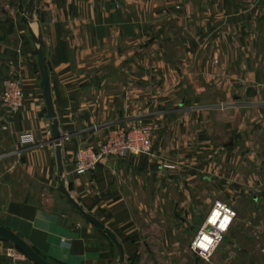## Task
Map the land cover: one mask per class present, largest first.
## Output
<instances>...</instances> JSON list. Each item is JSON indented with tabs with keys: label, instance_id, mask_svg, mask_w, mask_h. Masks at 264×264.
I'll use <instances>...</instances> for the list:
<instances>
[{
	"label": "crops",
	"instance_id": "obj_1",
	"mask_svg": "<svg viewBox=\"0 0 264 264\" xmlns=\"http://www.w3.org/2000/svg\"><path fill=\"white\" fill-rule=\"evenodd\" d=\"M16 6L25 9L27 0ZM19 17L23 22L18 8H9L4 23L0 15V82L18 77L22 97L0 129V225L55 264H114L113 243L70 211L57 188L35 44ZM29 27L41 36L57 128L66 135L64 182L112 231L126 264H151V244L183 261L179 245L203 222L212 193L239 198L209 264L264 258V234L257 232L264 227V159L250 139L264 123V0H35ZM213 100L232 102L218 109ZM138 120L157 124L151 154L106 156L91 170H72L77 144ZM230 129L243 138L238 156L249 172L241 167L230 185L219 187L227 147L237 148L226 139ZM24 130L30 143L17 139ZM212 152L222 161H212ZM226 179L221 174L219 183ZM9 243L0 238V264H34L7 256Z\"/></svg>",
	"mask_w": 264,
	"mask_h": 264
},
{
	"label": "built area",
	"instance_id": "obj_2",
	"mask_svg": "<svg viewBox=\"0 0 264 264\" xmlns=\"http://www.w3.org/2000/svg\"><path fill=\"white\" fill-rule=\"evenodd\" d=\"M21 103L22 97L19 78L14 75L4 77L1 80L0 86V108L4 113V121L0 126L1 130L7 129L10 117L19 109ZM156 129L157 124L155 123L147 124L138 121L128 127H113L109 129L101 139L79 143L72 151V170L74 172L91 170L106 156L119 158L128 153L151 154L152 137ZM16 136L21 143H30L32 141V135L27 130L18 132ZM235 216L236 209L232 205L221 199H215L207 211L203 222L191 238L189 248L193 250V241L197 240L201 233L211 235L219 232L218 225L223 222L225 217L229 218V224L226 228L227 231ZM226 231L220 232L221 238L215 245V248L222 240ZM200 251L199 248L195 250L198 255H200ZM4 253L13 260L24 259L26 257V255L12 243L5 246Z\"/></svg>",
	"mask_w": 264,
	"mask_h": 264
},
{
	"label": "water",
	"instance_id": "obj_3",
	"mask_svg": "<svg viewBox=\"0 0 264 264\" xmlns=\"http://www.w3.org/2000/svg\"><path fill=\"white\" fill-rule=\"evenodd\" d=\"M35 0H27L26 6V16L23 17V22L27 27L28 34L32 42L35 44V57H36V65L39 72V86L41 87L42 97L45 106L46 117L50 121V141L54 144V159H55V167H56V182L57 188L64 194L67 201L76 209V211L87 221L97 227L103 234H105L108 239L113 243L116 252H117V262L119 264H125V256H123L122 246L119 241L116 239L115 235L112 231L106 227L99 219H97L94 215L87 212L82 208V206L71 196L69 190L72 187L71 181L64 182L62 171V152L60 139L66 137L65 134H60L57 128V120L55 117V113L53 111L51 98L49 95V85H48V70L45 64V57L42 50V40L39 34H34L30 27L29 22L32 18L33 12V3ZM0 238H3L14 246H16L19 250H21L34 264H55L43 256H41L35 249H33L26 241H24L21 237L11 231L9 228L0 225Z\"/></svg>",
	"mask_w": 264,
	"mask_h": 264
},
{
	"label": "rangeland",
	"instance_id": "obj_4",
	"mask_svg": "<svg viewBox=\"0 0 264 264\" xmlns=\"http://www.w3.org/2000/svg\"><path fill=\"white\" fill-rule=\"evenodd\" d=\"M19 0H0V15L2 16V23L5 22L4 20V17H5V14H7V11L9 10V8L11 9H17L19 11H22L23 13V16H26V8L24 9L23 7V10L21 9V7H17L16 6V3L18 2ZM18 22L20 24H23L24 22H22V20H20V17L18 19ZM23 26V25H22ZM23 28V27H22ZM6 77V76H5ZM4 78V76H3ZM2 78V79H3ZM1 79V80H2ZM0 86H1V82H0ZM238 94H239V91H238ZM214 103L212 104H216L217 103V107L218 109H222L223 107L222 106H225L227 103H230L232 102L231 100H227L226 102L225 101H222L221 103L218 102V101H214ZM194 103H198V102H194ZM223 115L222 116H225V112L223 111L222 113ZM261 119L264 121V118L261 117ZM140 121V120H138ZM142 123H146L144 121H141ZM147 124H154L153 122L151 123H147ZM156 124V123H155ZM263 124V126H259V128L256 130L255 133H253V138H250L253 142H255V151L258 150L260 152H262V157L264 159V123H261ZM229 129V127H228ZM195 135V134H194ZM197 135H200V133H198ZM193 137V135H192ZM195 138V137H194ZM248 138V137H247ZM248 138V139H249ZM212 139H214L212 137ZM226 139H232L234 141L237 142V148L236 146H228L227 147V162H225V164L223 163L221 169H219V171L217 172V182H218V185L219 187H226V185H230L231 182H233L236 178V175H238V173H240V170H241V167H243V173H246V172H249V168L247 169V166L245 168V165L244 164H241L240 162V158L238 156V146H240V141L243 139L240 135V133H236L234 130L230 129V132L227 133V137ZM249 139V140H250ZM192 149V148H191ZM225 150V149H224ZM194 151L196 152H199V151H202V148L201 146H198V147H195L194 148ZM211 151H213V148H211ZM237 151V152H236ZM211 160L212 161H222L220 159V157L217 155V152L216 154L214 155V153L212 152V156H211ZM234 161V162H233ZM214 167V166H213ZM224 167V171L222 170V168ZM244 169H247V170H244ZM262 171H259V177H260V180L262 182V184H264V170L263 169H260ZM221 174H225L227 175L228 179H226L225 181V184H220V180L222 178H220L219 180V176H221ZM213 183V182H212ZM213 186V184H212ZM214 187V186H213ZM57 196V195H62L60 192H54L53 193V196ZM62 197H64L62 195ZM212 202L214 201V199H222L226 202H228L230 205H232L234 208H235V205H236V200L239 198V197H234V196H226L225 194L223 193H219L218 195H215L212 193ZM69 206V209L70 211H73V212H77L76 209H74V207L71 205V204H68ZM258 233H263L264 234V227L262 225V227H259V229L257 230ZM185 236L188 237V235L184 234ZM193 237V236H192ZM191 237V238H192ZM182 236H180V240H181ZM183 239V238H182ZM185 239V238H184ZM188 239V244H180L179 247H180V251L182 253V255H184L185 259L183 261H178L176 259H172L171 257V254H168V253H165V245L162 246V245H158V244H151L150 247H147V251L150 253L149 255H151V257L149 258V263L151 264H204L203 262H206V263H210V259H211V256L213 254V252L211 253V255L209 256V258L207 260H205L203 257H201L200 255H198L195 251L191 250L189 248V243H190V240H189V237L187 238ZM224 238H222L223 240ZM221 240V241H222ZM259 252L260 254L264 252V245L262 244H259ZM167 249V248H166ZM163 250L164 252L162 254L159 253V251ZM262 255V254H261ZM135 263V260L134 261H130L129 264H133ZM255 264H264V258H257V260L254 261ZM114 264H119L116 260V262H114ZM126 264V263H125Z\"/></svg>",
	"mask_w": 264,
	"mask_h": 264
},
{
	"label": "clouds",
	"instance_id": "obj_5",
	"mask_svg": "<svg viewBox=\"0 0 264 264\" xmlns=\"http://www.w3.org/2000/svg\"><path fill=\"white\" fill-rule=\"evenodd\" d=\"M228 224H229V218L225 217L223 222L218 225L219 232L213 233L211 235L201 233L199 238L193 241V245H192L193 250L195 251L197 248H199L201 250L200 255L205 260H207L208 257L211 255L212 251L214 250L215 245L219 242L221 238L220 232L226 231Z\"/></svg>",
	"mask_w": 264,
	"mask_h": 264
},
{
	"label": "bare ground",
	"instance_id": "obj_6",
	"mask_svg": "<svg viewBox=\"0 0 264 264\" xmlns=\"http://www.w3.org/2000/svg\"><path fill=\"white\" fill-rule=\"evenodd\" d=\"M32 26H33V24H31V25H30V27L33 29V27H32ZM33 30H34V29H33ZM228 228H229V227H228ZM227 230H228V229H227ZM225 233H226V232H225ZM225 233H224V234H225Z\"/></svg>",
	"mask_w": 264,
	"mask_h": 264
},
{
	"label": "snow or ice",
	"instance_id": "obj_7",
	"mask_svg": "<svg viewBox=\"0 0 264 264\" xmlns=\"http://www.w3.org/2000/svg\"><path fill=\"white\" fill-rule=\"evenodd\" d=\"M203 246V245H202Z\"/></svg>",
	"mask_w": 264,
	"mask_h": 264
}]
</instances>
